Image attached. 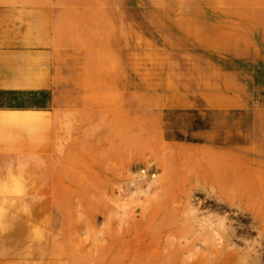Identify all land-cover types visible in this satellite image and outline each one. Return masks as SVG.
I'll return each instance as SVG.
<instances>
[{
    "label": "rangeland",
    "instance_id": "rangeland-1",
    "mask_svg": "<svg viewBox=\"0 0 264 264\" xmlns=\"http://www.w3.org/2000/svg\"><path fill=\"white\" fill-rule=\"evenodd\" d=\"M33 8L29 38L74 62V100L0 123V264H264V74L247 56L264 0ZM235 89L245 108L208 100Z\"/></svg>",
    "mask_w": 264,
    "mask_h": 264
},
{
    "label": "crops",
    "instance_id": "crops-1",
    "mask_svg": "<svg viewBox=\"0 0 264 264\" xmlns=\"http://www.w3.org/2000/svg\"><path fill=\"white\" fill-rule=\"evenodd\" d=\"M43 0H0V123L6 117L15 114L20 122L43 123L44 116L38 112H26L16 114L12 111L27 110L28 100H43L45 94H51L52 115L60 116L68 112V109L60 107L61 101H73L75 90V64L60 57L59 43L52 38L46 42L39 38L29 36H42L44 31L37 27L38 17L44 15L43 10L34 9L33 5L42 4ZM259 43L253 48L250 40L247 45V56L258 61L261 65V74H264V15H258ZM29 22L31 26L29 27ZM52 36L59 35V15L53 21ZM51 46V49L41 50L43 44ZM44 46V45H43ZM264 77V75H263ZM264 93L263 86L260 89ZM251 93L247 88V110L252 107L250 103ZM209 102H226L228 108H245L238 97V91L229 93L226 97H220L219 91L213 90ZM32 105V106H31ZM33 107V104H30ZM43 105L40 104L39 109ZM37 109V106H36ZM34 117L29 121L28 117ZM255 116L260 120L264 118V107H258ZM32 119V120H33ZM195 136L209 139L211 132L199 127L193 128Z\"/></svg>",
    "mask_w": 264,
    "mask_h": 264
},
{
    "label": "trees",
    "instance_id": "trees-1",
    "mask_svg": "<svg viewBox=\"0 0 264 264\" xmlns=\"http://www.w3.org/2000/svg\"><path fill=\"white\" fill-rule=\"evenodd\" d=\"M200 128H201V127H200ZM167 139H169L168 136H167Z\"/></svg>",
    "mask_w": 264,
    "mask_h": 264
},
{
    "label": "bare ground",
    "instance_id": "bare-ground-1",
    "mask_svg": "<svg viewBox=\"0 0 264 264\" xmlns=\"http://www.w3.org/2000/svg\"><path fill=\"white\" fill-rule=\"evenodd\" d=\"M254 30V29H253Z\"/></svg>",
    "mask_w": 264,
    "mask_h": 264
}]
</instances>
